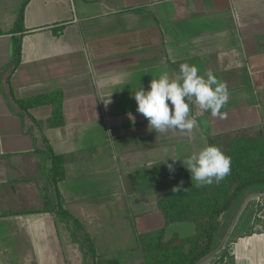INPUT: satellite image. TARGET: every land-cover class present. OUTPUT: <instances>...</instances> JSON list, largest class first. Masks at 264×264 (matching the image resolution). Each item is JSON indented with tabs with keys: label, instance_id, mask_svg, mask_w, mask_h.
I'll return each instance as SVG.
<instances>
[{
	"label": "crops",
	"instance_id": "obj_1",
	"mask_svg": "<svg viewBox=\"0 0 264 264\" xmlns=\"http://www.w3.org/2000/svg\"><path fill=\"white\" fill-rule=\"evenodd\" d=\"M5 2L0 16V185L36 195L39 150L51 148L63 157L62 176L49 185L57 197L54 205L87 219L95 257L144 264L147 235L164 225L154 191L138 178L144 169L198 153L209 136L264 132V0H29L24 31L15 34L21 37L15 67L8 31L22 0ZM181 63L197 66L202 76L211 71L227 85L229 100L221 111L226 118L201 114L193 101L190 114L197 126L190 134L156 133L137 112L132 93L147 90L163 72L175 78ZM57 90L61 126L49 123L52 104L26 110L18 105ZM45 160L47 170L50 159ZM83 175L98 180L85 183ZM124 180L130 200L119 197L118 218L100 220L96 205L83 201L87 191L101 186L98 192L106 193ZM44 212L49 210L34 211L38 219L32 224L48 227V234L55 225L66 226L44 219ZM227 212L230 226L221 224L210 251L196 264H264V184L244 188ZM131 216L141 223H133ZM32 231L24 229L23 242ZM193 233V224L174 222L165 227L164 239Z\"/></svg>",
	"mask_w": 264,
	"mask_h": 264
},
{
	"label": "trees",
	"instance_id": "obj_2",
	"mask_svg": "<svg viewBox=\"0 0 264 264\" xmlns=\"http://www.w3.org/2000/svg\"><path fill=\"white\" fill-rule=\"evenodd\" d=\"M28 1L22 0L14 25L8 31L12 34L11 62L14 67L19 63L21 54V37L15 34L24 31V9ZM46 103L52 104L53 107L49 119L50 125L61 126L63 115L60 91L38 94L18 101V105L25 110L28 106ZM223 110L224 107L221 111ZM250 132L256 133V135L247 137L240 135ZM229 135L235 136L230 140L227 139L226 146H224L225 137ZM208 145L218 146L225 155L231 157L230 173L219 183L214 182L211 185L197 187L191 180L190 172L181 163L188 156H183L175 161L155 162L141 173L144 186L152 189L155 193L156 206L164 220L163 227L145 244V250L150 253V256H145L144 264H196L210 251L215 234L222 224L223 214L241 191L252 184H264L263 131L239 130L232 134L209 136ZM39 152L41 151L39 150ZM42 153H46L45 155H48L47 158L50 159L49 174L52 181L56 183L63 173V157L55 155L49 147L43 149ZM168 164L173 165V171L168 169ZM50 211H55L59 220L65 222L66 225L74 219L59 204L58 206L53 205ZM23 213L33 214L34 210L18 211L12 214ZM174 222L193 224L194 233L165 240V227ZM74 223L75 226L71 232L72 238L75 237L76 230L79 231V228H82L78 221L75 220ZM81 237L86 244H89L93 256H96L90 236L84 232ZM78 239L81 240V238ZM107 262L108 264H119L115 258H109Z\"/></svg>",
	"mask_w": 264,
	"mask_h": 264
},
{
	"label": "rangeland",
	"instance_id": "obj_3",
	"mask_svg": "<svg viewBox=\"0 0 264 264\" xmlns=\"http://www.w3.org/2000/svg\"><path fill=\"white\" fill-rule=\"evenodd\" d=\"M11 4H13V2ZM5 5H7L5 0H0V16H2L4 13ZM240 135L242 137H247L248 135H256V133L252 134V132H250ZM234 136L229 135L225 137L224 146H226L225 142L227 139L230 140ZM43 149H45L44 146L40 148V157L42 158V160L40 159V164L42 170L34 179L36 185L39 183L41 184V187L36 192V195L33 192H16V187L13 185H0V264H104L105 259H98L93 256L89 249V244H86L81 237L85 231L87 234L90 232V229L86 227L88 221L87 219H83L81 214L75 212V215L74 213L73 220H79L82 224L81 227L83 226L82 228H79V231L76 230L74 237L75 239L71 236V232L75 226L73 225V220H71L73 223L70 226L66 225L65 227H61L55 225L54 231L51 234H48L46 231H44L48 227L32 224L34 219H38V216H36L37 213L28 215L12 214L18 211H36L42 208V210H49V212H44V219L52 218L56 221H59V217L56 212L50 211L57 197L53 188H50L49 186L52 185V179L49 174L50 162L48 161L47 164V172V160H45V162L42 161H44V158L48 157V155H45L46 153H42ZM103 151L107 152L106 148H104ZM42 164L44 167H42ZM138 178L142 179L141 175H139ZM97 180V178L88 179L85 178L84 175L82 176V181L85 183H95ZM31 181L34 182L33 180ZM125 181L126 180H124L117 189H109L106 193L98 192L101 186L92 188L87 187L88 189L91 188L92 191H87L89 193H86L83 201H88L87 203L90 205H96L94 208V215H96V217L100 220H102L104 216H107V218L111 216L118 218V205H120L119 197L125 196L126 199L130 200L129 192H127L129 188L124 187ZM44 182L46 183L45 185L43 184ZM136 187L137 190L140 189V187ZM79 189L80 188L76 189V191ZM30 190L32 189L30 188ZM122 191L123 193H121ZM74 195L79 194L74 193ZM112 204H114V206H112ZM106 206L107 209L104 210ZM227 211L223 214L221 219V223H223L222 226L224 227L230 226L229 218L226 219V217H229L226 214L228 213ZM130 212L132 213H130V215H133L132 210ZM157 215L161 216L158 210ZM131 217L132 222L136 225L141 223V218L135 216ZM122 218L123 216L121 219ZM129 222L132 223L131 221ZM24 229L26 231L27 229L31 231L33 230L32 235L27 236V241L25 242H23L24 237L21 235ZM158 230L159 229L152 230V233L147 235L149 236L147 237L148 240L151 238V236L155 235ZM54 236H57L56 241H53ZM175 237L176 236H173L170 239ZM78 238H81V240ZM142 247L144 250L145 245H142ZM45 255L49 256L47 257ZM145 255L146 257H149L150 253L145 250ZM206 262H203L202 264H206ZM105 264H108V262L106 261Z\"/></svg>",
	"mask_w": 264,
	"mask_h": 264
},
{
	"label": "clouds",
	"instance_id": "obj_4",
	"mask_svg": "<svg viewBox=\"0 0 264 264\" xmlns=\"http://www.w3.org/2000/svg\"><path fill=\"white\" fill-rule=\"evenodd\" d=\"M132 96L137 112L147 119L149 127L156 133L179 130L190 134L197 126V120L190 114L192 102H195L201 114L210 112L213 117L223 119L226 113L221 109L228 103L229 90L211 71L202 76L197 66L181 63L175 78L163 72L150 81L147 90L139 87ZM181 163L190 172L191 180L197 187L219 183L231 170V157L216 145L205 146ZM167 167L170 171L174 170L172 164Z\"/></svg>",
	"mask_w": 264,
	"mask_h": 264
}]
</instances>
